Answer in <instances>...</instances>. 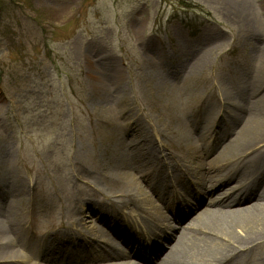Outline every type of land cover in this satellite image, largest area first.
Masks as SVG:
<instances>
[{"label": "rangeland", "instance_id": "rangeland-1", "mask_svg": "<svg viewBox=\"0 0 264 264\" xmlns=\"http://www.w3.org/2000/svg\"><path fill=\"white\" fill-rule=\"evenodd\" d=\"M240 81L264 93V0H0V179L8 174L17 190L22 238L33 240L69 193L89 190L93 176L113 169L106 147L115 131L145 152L152 147L158 162L166 150L176 153L168 129L186 104L178 99L183 88L196 98L188 111L206 105L221 115L233 97L219 94L231 96ZM244 96L250 111L257 98ZM246 116H235L236 129ZM128 151V170L158 168L137 161L144 151ZM209 156L200 152L194 163ZM129 186L147 189L145 178ZM9 188L1 184L3 205ZM153 206L156 216L160 205ZM24 243L28 257L35 245ZM245 264H264V248Z\"/></svg>", "mask_w": 264, "mask_h": 264}, {"label": "bare ground", "instance_id": "bare-ground-1", "mask_svg": "<svg viewBox=\"0 0 264 264\" xmlns=\"http://www.w3.org/2000/svg\"><path fill=\"white\" fill-rule=\"evenodd\" d=\"M242 10L246 18L249 13ZM203 60L201 56L193 60L192 70ZM253 82L259 85L257 78ZM253 87L240 81L231 96L222 91L219 99L233 97V103H228L230 109L221 105V115L206 105L200 111H188V101L196 98L188 86L183 88L178 99L186 104L182 103L168 129L175 133L177 154L169 148L165 151L162 166L155 172L158 180L148 175V189L143 191L129 185L145 178L147 171L143 175L128 170L131 155L126 151L144 150L115 131L106 147L113 169L93 176V182L106 185L99 187L94 182L95 186L78 195L69 193L65 207L46 222V227H38L39 234L32 233L33 240H24L18 223H14V217L22 218L24 210L13 202L12 194L17 190L6 174L8 179H0V191L1 184L10 187L6 202L0 203V264H142L135 262L137 259L144 264H245L257 249L264 248L259 243H264V93L259 96ZM245 92L257 98L250 111ZM244 111L247 119L236 129L235 116ZM192 119H198L196 127ZM200 152L210 155L208 162L195 164ZM145 154L137 161L147 167L157 162L152 147H147ZM7 170L10 173L8 165ZM3 192L0 197L6 196L7 191ZM155 204L160 205L156 216ZM170 209H177L178 226H168L165 215ZM192 212L195 214L183 222ZM150 218H157L154 226L148 227L151 247L164 243L163 248L154 252L148 248L147 253H153L150 259L142 248L125 254L118 238L139 235ZM167 227L178 228V233H170ZM26 240L35 245L30 257L20 253ZM165 249L168 252L159 260Z\"/></svg>", "mask_w": 264, "mask_h": 264}]
</instances>
